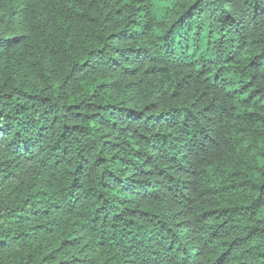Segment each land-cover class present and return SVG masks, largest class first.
<instances>
[{
  "label": "trees",
  "instance_id": "obj_1",
  "mask_svg": "<svg viewBox=\"0 0 264 264\" xmlns=\"http://www.w3.org/2000/svg\"><path fill=\"white\" fill-rule=\"evenodd\" d=\"M0 264H264V0H0Z\"/></svg>",
  "mask_w": 264,
  "mask_h": 264
}]
</instances>
